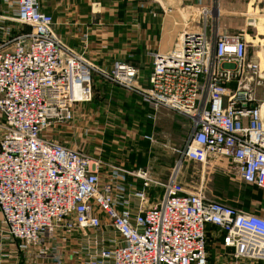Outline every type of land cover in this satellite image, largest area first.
Segmentation results:
<instances>
[{
    "label": "built area",
    "instance_id": "1",
    "mask_svg": "<svg viewBox=\"0 0 264 264\" xmlns=\"http://www.w3.org/2000/svg\"><path fill=\"white\" fill-rule=\"evenodd\" d=\"M11 1L13 15H0L18 25L0 26V209L20 246L46 255V236L80 230L72 250L78 264L264 261V215L177 180L185 158L206 162L213 153L229 155L239 176L264 189L262 49L249 60L245 33H227L219 9L204 8L203 30L185 32L172 51L158 55L143 86L133 64L101 69L63 41L40 0ZM96 75L140 93L152 117L167 108L191 120L167 181L139 167L130 173L141 185L121 191L115 178L103 179L100 159L49 132L93 99Z\"/></svg>",
    "mask_w": 264,
    "mask_h": 264
},
{
    "label": "crops",
    "instance_id": "2",
    "mask_svg": "<svg viewBox=\"0 0 264 264\" xmlns=\"http://www.w3.org/2000/svg\"><path fill=\"white\" fill-rule=\"evenodd\" d=\"M40 3L42 10L53 16L54 28L63 41L79 51H86V56L101 69H110L115 61L133 64L139 69L138 81L143 86L148 85L158 55L172 51L185 32L203 30L204 8L219 9V26L227 33L243 31L249 42L253 39L257 41V47L264 46V0H40ZM15 7L11 0H0V15L12 16ZM212 18L209 22H213ZM3 23L1 18L0 26ZM255 27L262 28V31L251 32ZM207 31L211 34L210 28ZM75 112L73 121L53 129L51 134L55 138L106 160L101 151H105V144H109L107 130L118 129L117 133L113 131L111 134L115 144L111 145L115 147L118 160H131L128 168L136 169L142 167L144 161L154 167V159L163 158L165 161L159 162L151 174L156 179L170 178L173 174L179 154L177 158L168 159L164 152L167 150L154 148L147 157L146 152L140 151L133 158L130 149L123 145L128 138L138 140L140 134H152L155 140L163 137L171 141L168 125L171 122L177 128L178 121L183 122L179 116L185 115L161 108L155 113L156 118L152 117L153 112L140 93L99 75L95 76L93 99L78 105ZM152 123L155 126L147 130ZM119 135H124L125 139H120ZM215 155L210 153L206 162L185 158L177 170V180L192 190L203 189L210 199L264 215V189L255 184L248 185L241 176L236 177L240 183L234 182L237 188L229 193L208 189L205 185L207 167L213 165L209 161ZM195 166H199L196 171L198 181L192 183ZM109 178H115L121 191L132 188L133 184L141 185V180L123 172H114ZM81 239L80 230L71 237L62 233L46 236L41 243L49 247L46 255L39 254L32 247L22 248L9 234L0 209V264H78L72 250Z\"/></svg>",
    "mask_w": 264,
    "mask_h": 264
},
{
    "label": "rangeland",
    "instance_id": "3",
    "mask_svg": "<svg viewBox=\"0 0 264 264\" xmlns=\"http://www.w3.org/2000/svg\"><path fill=\"white\" fill-rule=\"evenodd\" d=\"M5 23L3 24H9L12 26H18L15 23H11L10 20L4 21ZM263 26V25H262ZM21 29L28 31L30 28L27 25H22L20 26ZM255 29V30H254ZM253 30H251V32L254 31H262V28L258 29L257 27H255ZM264 29V28H263ZM260 37H263L260 35ZM253 40V39H252ZM250 41V46H249V60L251 59H255L257 56V51L262 49V53L264 55V46L260 47V46H256V40ZM264 43V42H263ZM262 64H264V62H262ZM258 94L261 98L264 97V87H260L258 88ZM183 122L178 121V127L175 128L176 126L173 125V123L170 122V124L168 125L167 129L168 131L171 133V141H167L166 139H164L163 137H161V140H155V137L152 138V134H150L151 136H145L143 134H140V137L138 140L135 139V137H131L128 138L125 141V148L126 149H130V155L134 158L137 153H139L140 151L142 152H146V157L149 155V153H153L154 148L156 150H167L164 151L166 152V158L171 159L173 156H175V158H177L178 154L180 153V149L182 147V144L184 143L185 139L187 138L188 134L190 133V120L185 117V116H179ZM156 118V115H155ZM177 124V123H176ZM155 125L152 123L150 126H147V130H149V128L152 129V127H154ZM157 126V124H156ZM57 126H53L51 127L49 130V132H52L53 129L57 128ZM161 129H163L161 127ZM118 129H111L109 132L107 130V134L110 135L108 142L109 144H105L106 145V149L105 151L102 150L101 154L102 157L105 158L101 159L99 156H95V155H90V157L93 158H97L101 160V173L103 176V179H108L109 177L112 176V174L114 172H123L128 176H132L134 177V175L132 173H130L131 171H134L136 169H131L128 168L130 166H128L129 163H131L132 161L130 160H118V158H116V150L115 147L113 148V146L111 144L113 143V140H111V134H113V131L117 133ZM124 135L126 133H123ZM119 135L120 139H125V136ZM115 136V135H114ZM127 136V135H126ZM129 137V136H127ZM137 138V137H136ZM164 139V140H162ZM115 145V144H114ZM158 148V149H157ZM164 149V150H162ZM155 153V152H154ZM158 151H157V155H158ZM111 157V158H109ZM217 160V161H216ZM165 159L160 158V159H154L153 163H154V167L148 166V163H145L142 165V167H146L149 168L150 171H153V168L156 169V166L159 165V162H164ZM213 163V165H210L209 167H207V176L205 178V185H207L208 189H215L216 192H222V193H229L230 191H233L235 188V183L234 182H238L236 181V177L239 176L235 164L232 160V158L229 155H215L213 156V159L209 161V164ZM159 167V166H158ZM123 168V169H122ZM199 166H195L193 168V170H195V178L192 181V183H196L198 181L197 179V172H198ZM197 171V172H196ZM208 174H210V176L208 177ZM211 174L213 176H211ZM232 177V179H231ZM129 178V177H128ZM161 182H165L169 179V176L166 178H158ZM128 180V179H127ZM231 180V181H230ZM240 183V182H238ZM248 183V182H246ZM248 185H251V183H248ZM206 188V186H205ZM207 189V188H206ZM163 190V185H158V191L159 193H161ZM239 208V207H238ZM240 209H244L245 208H240Z\"/></svg>",
    "mask_w": 264,
    "mask_h": 264
}]
</instances>
